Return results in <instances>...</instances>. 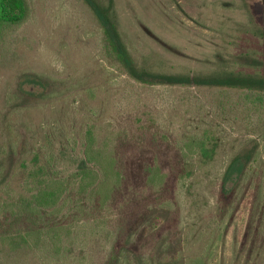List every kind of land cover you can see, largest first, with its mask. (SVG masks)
Listing matches in <instances>:
<instances>
[{
    "label": "rangeland",
    "instance_id": "rangeland-1",
    "mask_svg": "<svg viewBox=\"0 0 264 264\" xmlns=\"http://www.w3.org/2000/svg\"><path fill=\"white\" fill-rule=\"evenodd\" d=\"M27 1V20L0 31V264H264L257 94L138 82L105 56L85 0ZM97 1L112 6L140 68L264 77V0ZM88 144L96 158L118 161L94 193L80 191L77 175ZM253 146L244 173L224 187L232 158ZM36 164L65 184L61 238L34 234L12 252L3 205L29 195ZM134 213L138 226L123 236L120 221Z\"/></svg>",
    "mask_w": 264,
    "mask_h": 264
},
{
    "label": "trees",
    "instance_id": "trees-1",
    "mask_svg": "<svg viewBox=\"0 0 264 264\" xmlns=\"http://www.w3.org/2000/svg\"><path fill=\"white\" fill-rule=\"evenodd\" d=\"M85 2L92 9L101 25L105 56L115 63L117 69L136 81L144 84L197 85L245 89L255 92L259 101L264 102V77L234 73L165 74L138 67L125 46L111 15L112 6L104 5L97 0H85ZM28 15L29 4L27 0H0V31L4 27L20 26L27 20ZM256 148L257 146H253L251 149L238 153L232 158L224 173V187L227 184L229 185L231 180L237 179L244 173L254 156ZM200 149L203 157L209 158L211 156V151L206 147L204 141L200 142ZM91 150L92 147L88 144L85 157L81 158L78 164L77 175L80 178V191L88 192L91 188V193H94L101 190V186L106 182L105 179L109 178L111 170L117 166L118 161L113 157L105 160L96 158ZM95 164L101 167V172L105 177L101 182L99 181V172L93 167L97 166ZM26 182L29 195L23 196L17 201H12V205H3L4 217L1 222L7 223L4 234L5 239L10 240L12 252H19L25 248V245L28 246L34 234H37V237L46 236L45 241L49 243V238L54 243L61 238L58 228L62 225L60 221L55 220V216L59 211L58 203L64 192L65 184L63 181H50L47 179L44 167L38 164L28 169ZM143 215L144 213L141 217ZM139 220L140 215L136 213L124 217L120 221L123 236L130 234L138 226Z\"/></svg>",
    "mask_w": 264,
    "mask_h": 264
}]
</instances>
